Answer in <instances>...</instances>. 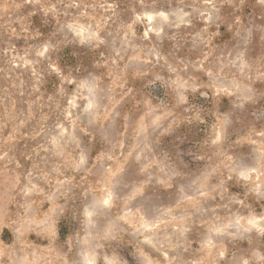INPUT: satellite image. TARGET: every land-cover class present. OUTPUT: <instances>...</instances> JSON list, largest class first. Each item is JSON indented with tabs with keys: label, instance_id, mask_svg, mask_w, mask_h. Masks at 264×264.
Returning a JSON list of instances; mask_svg holds the SVG:
<instances>
[{
	"label": "rangeland",
	"instance_id": "obj_1",
	"mask_svg": "<svg viewBox=\"0 0 264 264\" xmlns=\"http://www.w3.org/2000/svg\"><path fill=\"white\" fill-rule=\"evenodd\" d=\"M92 262L264 264V0H0V264Z\"/></svg>",
	"mask_w": 264,
	"mask_h": 264
},
{
	"label": "bare ground",
	"instance_id": "obj_2",
	"mask_svg": "<svg viewBox=\"0 0 264 264\" xmlns=\"http://www.w3.org/2000/svg\"><path fill=\"white\" fill-rule=\"evenodd\" d=\"M150 20L153 18V15L152 14H149L148 16H147ZM93 263V262H92ZM94 264V263H93Z\"/></svg>",
	"mask_w": 264,
	"mask_h": 264
}]
</instances>
